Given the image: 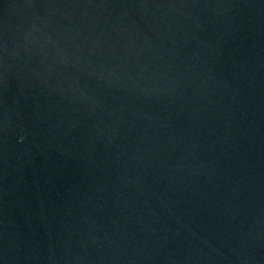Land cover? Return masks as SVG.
<instances>
[{
	"label": "water",
	"instance_id": "water-1",
	"mask_svg": "<svg viewBox=\"0 0 264 264\" xmlns=\"http://www.w3.org/2000/svg\"><path fill=\"white\" fill-rule=\"evenodd\" d=\"M0 264H264V0H0Z\"/></svg>",
	"mask_w": 264,
	"mask_h": 264
}]
</instances>
